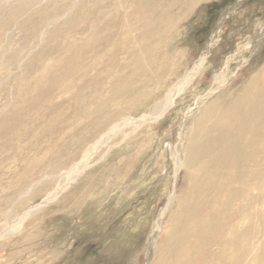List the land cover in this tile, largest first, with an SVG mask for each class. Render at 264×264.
I'll list each match as a JSON object with an SVG mask.
<instances>
[{
    "label": "rangeland",
    "instance_id": "374dc122",
    "mask_svg": "<svg viewBox=\"0 0 264 264\" xmlns=\"http://www.w3.org/2000/svg\"><path fill=\"white\" fill-rule=\"evenodd\" d=\"M200 1L0 0V264H264V0Z\"/></svg>",
    "mask_w": 264,
    "mask_h": 264
},
{
    "label": "bare ground",
    "instance_id": "6f19581e",
    "mask_svg": "<svg viewBox=\"0 0 264 264\" xmlns=\"http://www.w3.org/2000/svg\"><path fill=\"white\" fill-rule=\"evenodd\" d=\"M183 1H185V0H178V2H175L173 5H172V7L171 8H169V9H167V11L165 10V11H163V10H161V14L160 13H158V14H160L159 16H157L156 18L155 17H152L151 16V19H152V21L154 22L153 24L151 23V25H153L152 26V28H148L149 26H150V24H149V26H145L146 28L144 29V34H156L157 36H164V35H166V34H168L169 33V31L170 30H172L173 29V27L175 26V25H177L178 23H179V21H180V18H182V17H180V14H181V12H183L184 10V8L183 7H185L186 8V6L190 9L194 4H196L195 2H197V1H199V0H189L190 2L187 4V3H183ZM188 1V0H187ZM201 1H203V0H201ZM200 1V2H201ZM182 5V7H180L181 5ZM198 4V3H197ZM128 5H130V4H128ZM138 5V4H137ZM149 5V4H148ZM144 6V5H143ZM195 6V5H194ZM155 8V7H154ZM175 8H176V10H177V12L176 13H174L175 12ZM158 9V8H157ZM153 10H155V9H153ZM183 10V11H182ZM186 10V9H185ZM159 11V10H158ZM172 12L173 13V16L175 17H173L172 15H171V17H169V19H168V15H169V12ZM187 11V10H186ZM146 12V11H145ZM148 12V11H147ZM146 12V13H147ZM154 12H156V11H154ZM189 12V11H188ZM150 14V13H149ZM183 14H186V12L185 13H183ZM131 15V14H130ZM187 15V14H186ZM147 16V14L144 16V15H139V17H146ZM183 16V15H182ZM149 18V17H148ZM126 19V18H125ZM130 19V18H129ZM129 19H127V20H129ZM146 19V18H145ZM183 19V18H182ZM127 20H126V22H127ZM132 20V19H131ZM144 21V20H143ZM150 21V20H149ZM148 21V22H149ZM133 22V21H132ZM146 22H147V20H146ZM147 22V23H148ZM128 25V24H127ZM120 26H122V25H120ZM129 26V25H128ZM129 28V27H128ZM124 30V29H123ZM125 31V30H124ZM123 34V33H122ZM214 37V36H213ZM212 41V40H211ZM214 42H215V40H213L212 41V44H214ZM262 78H263V76H262ZM218 80H219V78H217V80H216V82H218ZM259 91H257V93H258ZM261 92V91H260ZM256 93V94H257ZM248 95V94H247ZM255 97H256V95H255ZM257 97H258V94H257ZM259 99V98H258ZM257 99V100H258ZM232 100V99H231ZM246 100V99H245ZM259 101H260V99H259ZM258 101V102H259ZM250 102V101H249ZM241 103H242V101H241ZM254 103H257V102H254ZM230 104H234V103H230ZM252 104V103H251ZM251 104H249V105H251ZM258 104V103H257ZM229 105V104H228ZM248 105V106H249ZM253 105V104H252ZM251 105V106H252ZM262 105V104H261ZM232 106V105H231ZM230 106V107H231ZM244 106V105H243ZM250 106V107H251ZM249 107V108H250ZM253 108H255V106L253 107ZM264 108V107H263ZM230 109H228V111H229ZM245 111V110H244ZM251 111V110H250ZM229 112H231V111H229ZM236 113L237 112H235V114H234V112L232 113V114H234V115H236ZM242 113V112H241ZM248 114H249V112H248ZM245 115V114H244ZM225 117H226V115H224ZM223 116V117H224ZM233 116V115H232ZM224 117V118H225ZM234 117V116H233ZM235 118V117H234ZM243 118V117H242ZM249 118V117H248ZM232 119V118H231ZM230 119V120H231ZM250 119V118H249ZM249 119H247V120H249ZM234 120V119H233ZM233 122V121H232ZM231 122V123H232ZM244 132V131H243ZM101 141V140H100ZM102 141H103V139H102ZM101 141V142H102ZM86 162L85 161H83L82 163H80L79 165H77V167H76V170H77V173H76V175H75V177L74 178H77V176H79V174H81L82 173V171L83 170H85L84 168H85V166H86ZM53 194H51L50 196H49V198H48V200H50L51 198V196H52ZM47 200V201H48ZM17 226V225H16Z\"/></svg>",
    "mask_w": 264,
    "mask_h": 264
}]
</instances>
